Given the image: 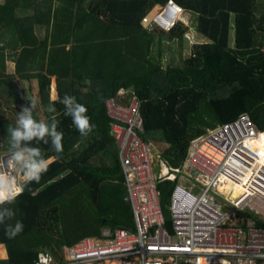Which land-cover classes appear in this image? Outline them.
<instances>
[{"label":"trees","instance_id":"obj_1","mask_svg":"<svg viewBox=\"0 0 264 264\" xmlns=\"http://www.w3.org/2000/svg\"><path fill=\"white\" fill-rule=\"evenodd\" d=\"M164 1H0V150L9 151L7 129L15 127L24 104L23 85L16 79L34 83L43 103L50 100L54 78L56 99L50 104L56 111L45 119L55 116L64 134L63 152L40 182L31 183L14 204L4 205L16 213L6 223L19 220L24 228L9 239L6 223L0 224V244L7 254L0 264H33L39 249L63 247L71 229L66 224L77 223L85 198L102 214L96 236L106 227L133 228L107 108L120 88L128 90L123 99H138L141 137L167 143L161 155L172 167H178L192 139L241 112L264 132V10L256 16L255 0H174L195 15V28L208 40L193 44L190 56L171 65L162 61L164 39L179 38L183 24L163 31L141 23L153 5ZM4 50L15 53L14 75L4 73ZM65 94L88 109L96 127L87 137L64 115L59 100ZM263 140L264 134L256 144ZM39 147L47 158L57 156L50 144ZM175 183L158 182L161 205ZM54 224L62 228L52 230Z\"/></svg>","mask_w":264,"mask_h":264},{"label":"built area","instance_id":"obj_2","mask_svg":"<svg viewBox=\"0 0 264 264\" xmlns=\"http://www.w3.org/2000/svg\"><path fill=\"white\" fill-rule=\"evenodd\" d=\"M185 13L165 0L141 23L168 30L185 22ZM124 90L107 100V108L133 228L102 229L57 255L40 249L33 264H264V156L251 147L261 131L249 115L241 112L192 139L181 168L193 181L185 177L190 185L184 186L177 181L180 168L163 161L153 141L141 137L138 99H123ZM8 159L9 151H0V163ZM163 180L176 181L170 231L163 226L157 186Z\"/></svg>","mask_w":264,"mask_h":264},{"label":"clouds","instance_id":"obj_3","mask_svg":"<svg viewBox=\"0 0 264 264\" xmlns=\"http://www.w3.org/2000/svg\"><path fill=\"white\" fill-rule=\"evenodd\" d=\"M162 4L153 5L146 14L152 12L155 9L154 7ZM191 14L194 15L192 12ZM177 23L183 24L182 21H176L173 26ZM30 102V106L23 107L19 112L15 127L9 126L7 129L10 135L9 159L6 164L0 163V224L13 220L16 215L12 208L4 205L14 204L17 197L22 195L26 189H29L31 183H39L42 176L48 171L49 165L55 159H58L59 154L63 152L64 134L58 130L59 122L55 116L51 118L50 122L34 118L33 112L37 108V101L33 99ZM59 102L64 105V115L71 117L73 125L82 137H87L95 129L96 125L90 122L91 118L87 115L88 109L77 102L75 96L65 94ZM47 111L50 113L55 112L54 104H50ZM41 144H50L51 149L57 153V156L47 158L42 148L39 147ZM16 174H19L21 179L17 180ZM23 228L24 225L19 220H16L14 224L6 223L5 235L9 239H13L23 231ZM44 264H47V260Z\"/></svg>","mask_w":264,"mask_h":264},{"label":"rangeland","instance_id":"obj_4","mask_svg":"<svg viewBox=\"0 0 264 264\" xmlns=\"http://www.w3.org/2000/svg\"><path fill=\"white\" fill-rule=\"evenodd\" d=\"M158 7H160V6H158ZM158 7H154L155 9L152 10L151 14L153 12H155ZM263 10H264V0H255L254 12H255L256 16L259 15L260 13H262ZM194 18H195L194 15H192L191 12L187 11V13H185V17H184L185 22H183L184 30L182 31V35L179 38L174 37L172 39H170V38L164 39L165 45L162 48L163 49L162 60H163L164 64L168 63L171 65H176V64L180 65L182 62V59L191 55V49H192L193 44L202 43V41L208 40L205 35L200 33L195 28ZM232 35H233V30L231 28L229 30V37H228L229 44L233 43ZM260 35H261L260 32L257 33V38H260ZM156 49L157 48H155V51H154L155 53L157 52ZM53 79L54 78L50 79V84H52ZM14 83L19 85V81L15 80ZM26 85H27L26 86L27 88H26L25 92H27V94L25 95L26 96L25 102H24L25 107L30 106V103H31L30 101L35 99L37 101V108L33 112L34 118H36L37 120L43 118L41 121L47 122L44 117H45V115L50 114V112L47 111V109L50 105V100L47 102L40 103L39 99H38L39 96L37 94V86L34 85V83H33L32 90H29L30 87H28V86H32V85H28V84H26ZM54 91L55 90H54V87L52 84L51 88L49 89V99L56 97ZM124 91H128V90L125 89ZM125 95L126 94L124 93V96ZM4 114H5L4 112L1 113V115H4ZM153 143H154L156 149L158 150V153H161V154L168 147V145L163 143V142L158 143V142L153 141ZM251 147H253V149L255 151L261 153L264 156V146L254 143ZM160 158L163 161H166L165 158L162 157V155ZM178 167L180 168V172H177L176 174H177V176L181 175V177H179L177 181L180 182L184 186H189L190 183H189V181H185L186 176L183 174V171H182L180 164ZM154 172H155V175H157V173L160 172V167L158 164L154 165ZM16 175H17V180L21 179V176L19 174H16ZM187 179L193 181L192 178H187ZM83 201H84V203H83L84 208L81 210L80 217L78 218L77 223L74 221H71L70 223L66 224L67 227H69L71 229H73L74 227H77L78 230H72L71 231V229H69L68 232H66V234L64 235V238L62 239V243L63 242L65 243L64 246H68V244L71 245V244L79 241L80 239H82L84 237H95L96 231L99 229L98 220L101 218L102 214L96 213V211L93 210L94 208L92 207V205L88 204L87 198H85ZM160 203H161V200H160ZM87 205L91 206V210H89L87 208ZM168 205H169V198L167 200L162 201V205H160V207H161L162 217L164 220L163 226L165 229L170 231V229H171V217H170ZM121 227H123V226H121ZM50 228L52 230H55L56 228L58 229V228H62V227L59 224H56V225L54 224V225H51ZM123 228L127 229L126 227H123ZM50 251H52L54 254L57 255V254L61 253L63 250H62V247L59 248L58 246L57 247L53 246V249H50Z\"/></svg>","mask_w":264,"mask_h":264},{"label":"crops","instance_id":"obj_5","mask_svg":"<svg viewBox=\"0 0 264 264\" xmlns=\"http://www.w3.org/2000/svg\"><path fill=\"white\" fill-rule=\"evenodd\" d=\"M1 1V0H0ZM208 39V38H207ZM14 54L15 53H9V51L8 50H4V55H5V62H4V68H5V70H4V73L5 74H8V75H14V71H15V65H14V59L16 58V57H14ZM163 61V60H162ZM177 65V64H176ZM12 72V73H11ZM16 81H19V80H17L16 79ZM26 84H28V83H26V82H22L21 83V81H20V83H19V85L21 86V85H23V92H22V97H23V100H24V102H25V95L27 94V92H25V90H26ZM52 84H53V87H54V92H55V96H56V88H55V85H54V79H53V81H52ZM52 84H50V88H51V85ZM29 85V84H28ZM35 85V84H34ZM29 87V86H28ZM32 88H33V84H32ZM49 88V89H50ZM53 98H55V97H53ZM53 98H51L50 100H52ZM23 107H25V104L24 105H22V108ZM7 110L8 109H4V113L6 114V112H7ZM45 118V117H44ZM43 118H41V119H39L40 121L42 120ZM165 144H167V143H165ZM168 145V144H167ZM190 146V145H189ZM187 152H189V147H187V150H186V155H187ZM186 155H185V157H186ZM185 157L183 158V160L180 162V166H181V164H182V162L184 161V159H185ZM179 166V165H178ZM185 181H187L186 179H185ZM106 228H109V227H106ZM117 228V227H116ZM102 229H105V228H102ZM101 229V230H102ZM100 230V231H101ZM0 253H1V256H0V259H5L6 258V256H7V254H6V249H5V247H4V245H2V244H0Z\"/></svg>","mask_w":264,"mask_h":264},{"label":"bare ground","instance_id":"obj_6","mask_svg":"<svg viewBox=\"0 0 264 264\" xmlns=\"http://www.w3.org/2000/svg\"><path fill=\"white\" fill-rule=\"evenodd\" d=\"M263 134H264V132H260L259 135H258V137L252 142L251 145H253V144L256 143V142H259V141L261 140ZM263 144H264V140H263V142H262L261 145L263 146ZM229 186H230V184H228L227 187H229ZM237 192H239L238 189L235 190V194H236Z\"/></svg>","mask_w":264,"mask_h":264},{"label":"water","instance_id":"obj_7","mask_svg":"<svg viewBox=\"0 0 264 264\" xmlns=\"http://www.w3.org/2000/svg\"><path fill=\"white\" fill-rule=\"evenodd\" d=\"M126 200H128V198L126 197Z\"/></svg>","mask_w":264,"mask_h":264}]
</instances>
